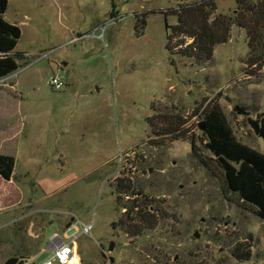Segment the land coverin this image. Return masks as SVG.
<instances>
[{"label": "rangeland", "instance_id": "374dc122", "mask_svg": "<svg viewBox=\"0 0 264 264\" xmlns=\"http://www.w3.org/2000/svg\"><path fill=\"white\" fill-rule=\"evenodd\" d=\"M197 1L7 0L3 17L19 27L24 57L0 79V92L21 103L0 102V113L19 112L24 130L14 144L18 191L0 187V264H39L48 238L77 221L93 229L77 239L75 264H264V217L225 190L220 169L204 167L189 139L158 145L149 125L181 116L196 152L212 157L199 125L201 107L216 101L235 137L264 151L250 124L264 113V63L247 62H264V47L250 51L245 30L232 26L209 62L166 49L171 11ZM214 1L216 14L235 13L236 0ZM53 74L60 91L49 85ZM124 186L151 200L154 230L127 233L125 212L142 197L127 200ZM240 243L250 248L246 261L233 257Z\"/></svg>", "mask_w": 264, "mask_h": 264}, {"label": "trees", "instance_id": "16d2710c", "mask_svg": "<svg viewBox=\"0 0 264 264\" xmlns=\"http://www.w3.org/2000/svg\"><path fill=\"white\" fill-rule=\"evenodd\" d=\"M6 9L7 0H0V79L17 70L20 60L24 57V53L15 50L21 36L20 29L4 19ZM235 10L231 16L216 14L214 0H200L181 5L171 11V14L165 13L166 16L170 14L177 18L174 26L165 24L167 51L173 55L192 58L198 63L209 62L214 47L226 43L229 39L232 26L245 30L250 51L263 48L264 0H236ZM145 25L146 22L140 20V24H136V32H141ZM247 62L254 67L264 63L261 55L250 56ZM238 107L241 114L248 115L243 107ZM201 113L204 130L199 140L212 157H201L196 152V139L189 128H185L186 121L179 115L160 114L161 118L158 119L162 120L159 122L161 128L157 129L155 124L149 122L150 127L154 128L152 133L162 138L157 144L164 145L167 141L189 139L192 155L209 170L213 164L217 166L221 171L225 190L233 193L241 206L263 218L264 151H258L235 137L216 101L201 107ZM250 124L255 134L264 140V113L260 114L259 119L250 121ZM14 166L13 156L0 154V177L3 180L10 181L13 178ZM128 188L129 186L123 187L127 200L141 194V191L133 193L131 188ZM141 197L142 200L132 202L129 211L125 212L130 223L126 227L127 233L132 236L142 234L145 229L156 228L154 206L147 196ZM118 199L121 200L122 197L118 196ZM232 253L233 257L241 261H246L251 256L249 246H244L243 243L238 244Z\"/></svg>", "mask_w": 264, "mask_h": 264}, {"label": "built area", "instance_id": "2783aa9c", "mask_svg": "<svg viewBox=\"0 0 264 264\" xmlns=\"http://www.w3.org/2000/svg\"><path fill=\"white\" fill-rule=\"evenodd\" d=\"M49 85L53 91H60L64 87L63 81L57 74L52 75ZM92 229L93 224H82L77 221L67 226L61 234L53 233L47 242L49 254L39 264H75L77 261L74 248L76 241L80 236L88 235ZM30 263L31 261L25 259L21 264Z\"/></svg>", "mask_w": 264, "mask_h": 264}, {"label": "crops", "instance_id": "0c3cea01", "mask_svg": "<svg viewBox=\"0 0 264 264\" xmlns=\"http://www.w3.org/2000/svg\"><path fill=\"white\" fill-rule=\"evenodd\" d=\"M19 95H21V94H19ZM0 102L1 103L7 102V103H11V104L12 103L13 104H15V103L19 104V103H21V99H19V98L16 99L10 95H5V94H2L0 92ZM21 116L22 115H19V112L15 113V111H12V112L5 111V112L0 113V154L10 155V156L15 155L14 149L16 148V146L14 147V144L17 143L18 139L20 141L21 134H23V130H24V126H22L23 122L21 121L22 120ZM13 176H14V172H13ZM5 182L11 183V185H13L12 179L10 181H5L0 177V187H4L3 183H5ZM15 191H18L16 186H14V185H13V187L8 186L7 195L15 197V195H16ZM2 201H4V198L2 199ZM39 254L40 253H38L37 255H39ZM33 260H30V261L33 262Z\"/></svg>", "mask_w": 264, "mask_h": 264}, {"label": "water", "instance_id": "95a60500", "mask_svg": "<svg viewBox=\"0 0 264 264\" xmlns=\"http://www.w3.org/2000/svg\"><path fill=\"white\" fill-rule=\"evenodd\" d=\"M235 111H238L239 110V107H235L234 109ZM200 129L203 131L204 130V125L203 123H201L200 125ZM112 249V244H110V247H109V250ZM22 259V258H21ZM18 263V258L17 257H13V258H10L8 259L5 264H17Z\"/></svg>", "mask_w": 264, "mask_h": 264}]
</instances>
